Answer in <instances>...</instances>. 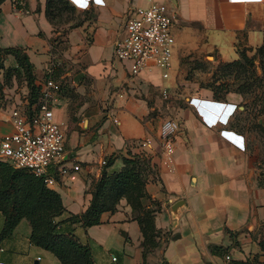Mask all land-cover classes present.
I'll return each mask as SVG.
<instances>
[{
    "label": "crops",
    "instance_id": "0c3cea01",
    "mask_svg": "<svg viewBox=\"0 0 264 264\" xmlns=\"http://www.w3.org/2000/svg\"><path fill=\"white\" fill-rule=\"evenodd\" d=\"M153 3L177 12L169 77L155 64L133 75L130 61L115 54L116 41L127 35V19L137 7ZM263 37L264 1L259 0H5L0 50L21 48L34 66L37 84L47 74L61 84L54 110L66 134V151L52 170L80 165L75 180L60 176L54 186L67 208L65 216L88 208L92 184L105 169L117 172L125 157H144L154 172L148 176L143 203L160 208L155 215L160 245L148 255L147 264L262 260L264 163L258 145L263 132L256 126L264 122L255 114L249 126L241 95L216 98L209 87L213 77L192 79L187 69L199 68L204 61L191 54L217 52V68L237 60L241 49H256ZM9 57V66L17 67L14 56ZM4 71L0 146L15 130L12 110L29 102L27 83L17 78L8 83ZM223 104L235 112L214 122ZM169 119L180 124L171 165L160 146ZM229 134L240 136V142ZM147 138L153 144L142 147ZM104 159L112 164L106 167ZM3 228L0 211V263L62 264L31 243L29 221L22 220L7 237H1ZM75 234L91 247L95 264H144L138 212L126 198L115 211L104 212L100 224L78 225Z\"/></svg>",
    "mask_w": 264,
    "mask_h": 264
},
{
    "label": "trees",
    "instance_id": "16d2710c",
    "mask_svg": "<svg viewBox=\"0 0 264 264\" xmlns=\"http://www.w3.org/2000/svg\"><path fill=\"white\" fill-rule=\"evenodd\" d=\"M4 1L0 0V10ZM262 47L259 48L260 54ZM245 50L246 48L239 51L237 60L219 63L212 76L214 80L209 85L215 91L216 98L221 99L226 94L237 93L245 102L246 97L252 94L254 86H264V76L237 75V69L249 67V60L242 56L246 54ZM257 50L256 48L255 51ZM9 56H14L18 66L6 70V81L9 83L13 78H19L20 82L27 83L29 102L23 109L31 116L38 109L45 80L54 76L47 74L44 82L37 84L32 62L17 47L0 50V70L5 69L2 60ZM253 66L255 67L254 64ZM243 105L249 110L250 106L246 103ZM262 109L264 111V106ZM256 127L264 132L262 125L258 124ZM111 164V160H107L105 166ZM152 171L154 172V168L149 159L125 157L124 167L120 171L109 173L105 169L92 184V199L83 213L65 216L67 208L54 186H48L32 170L15 168L8 160L0 157V211L4 215L1 237L11 235L25 219L31 225V243L53 253L62 264H95L91 247L80 241L75 230L78 225L89 228L100 224L103 213L115 211L121 199L126 198L138 212V221L144 235V264H147L148 255L160 245L157 240L160 231L155 225V215L160 208L147 207L143 203L148 176ZM259 244V256L263 259L257 260L256 264H264V237L259 240Z\"/></svg>",
    "mask_w": 264,
    "mask_h": 264
},
{
    "label": "built area",
    "instance_id": "2783aa9c",
    "mask_svg": "<svg viewBox=\"0 0 264 264\" xmlns=\"http://www.w3.org/2000/svg\"><path fill=\"white\" fill-rule=\"evenodd\" d=\"M176 20L177 12H170L164 3L137 7L126 21L127 35L116 41V57L130 61L133 75L155 64L163 70L164 77H169L176 44L173 31ZM60 91L61 84L53 77L47 78L38 109L33 115L28 116L22 107H15L11 112L15 130L2 139L0 146L1 158L8 160L15 168L32 170L48 186H55L60 176L75 180L76 172L80 170L79 164H74L72 168L58 167L57 172L52 170L62 161L66 151V134L62 124L55 119L54 110L61 98ZM163 94L169 96L167 90ZM221 106V113L212 119L214 122L223 118L225 113L231 116L235 112V108L231 109L229 105ZM179 128L180 124L175 119L167 120L162 128L160 146L169 165L173 162L174 137ZM229 135L240 142V136ZM152 144L151 138L141 142L142 147ZM106 162L104 159L102 164ZM227 258L230 259V256Z\"/></svg>",
    "mask_w": 264,
    "mask_h": 264
},
{
    "label": "rangeland",
    "instance_id": "374dc122",
    "mask_svg": "<svg viewBox=\"0 0 264 264\" xmlns=\"http://www.w3.org/2000/svg\"><path fill=\"white\" fill-rule=\"evenodd\" d=\"M244 43V41L242 42ZM263 46V47H262ZM262 47V52L260 54L259 48ZM257 51L254 50H249L246 49L244 55H242L243 57H247V61L249 62V67L238 70L237 69V75H242V76H264V37L262 42L258 45L257 47ZM194 57H198L200 56V58H204V61H202V65L199 68L196 69H187V76L192 78V79H198V80H202L204 81H208L209 78L211 76H213V73L216 71L217 68H215L214 66L217 65V59L220 57V55L215 52V51H210V52H206V53H197V54H191ZM191 56V57H192ZM8 58L10 57H6L2 60L4 63V66L6 68V66L8 68H11L10 62L8 61ZM216 62V63H211V65H209L206 62ZM190 62V59H189ZM253 64L255 65V67L253 66ZM4 70H0V77H1V73H3ZM5 72V78H6V70ZM234 72V71H233ZM18 82H20L19 78H18ZM1 83V81H0ZM235 87H237L236 85H234ZM191 87V86H190ZM246 103L248 106H250L247 114V123L248 125H252V119L253 116L256 114V116L259 118V120H262L264 122V113H261L260 111L264 112L262 107L264 106V86H257V87H253V91L252 94L246 97V101L243 102ZM258 109V111H257ZM257 119V118H256ZM264 128V126L262 127ZM262 138L260 139L259 142V151L260 154H262V161L264 163V132L262 133ZM261 157V156H260ZM264 174V171H263ZM260 235H259V239H262L264 237V229H262L260 231Z\"/></svg>",
    "mask_w": 264,
    "mask_h": 264
}]
</instances>
